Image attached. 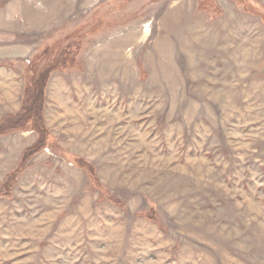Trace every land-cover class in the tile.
I'll list each match as a JSON object with an SVG mask.
<instances>
[{"label": "rangeland", "instance_id": "rangeland-1", "mask_svg": "<svg viewBox=\"0 0 264 264\" xmlns=\"http://www.w3.org/2000/svg\"><path fill=\"white\" fill-rule=\"evenodd\" d=\"M42 82L0 264H264V0H0V124Z\"/></svg>", "mask_w": 264, "mask_h": 264}, {"label": "trees", "instance_id": "trees-1", "mask_svg": "<svg viewBox=\"0 0 264 264\" xmlns=\"http://www.w3.org/2000/svg\"><path fill=\"white\" fill-rule=\"evenodd\" d=\"M43 78H45L44 75H43L42 79ZM43 82L41 83V89L39 90V93L37 94V98L35 99L34 102H32L31 105L26 107L24 109V111L22 113H20L16 119L10 120L7 123V125L0 124V134L5 133L7 130H9L11 128H14V129L17 128L18 129L21 127H25L27 121H30V124L34 125L33 127L35 129H37V130L40 129V126H38V121H39L38 119L41 116V106H42V102H43V90H42ZM39 143L40 142L37 141L35 145L30 146L29 148H26L23 151L22 159L20 161L21 163L23 162V160L25 159V157L28 154L32 153L33 151H36V148L39 145Z\"/></svg>", "mask_w": 264, "mask_h": 264}]
</instances>
